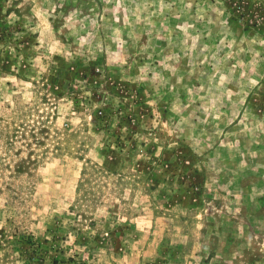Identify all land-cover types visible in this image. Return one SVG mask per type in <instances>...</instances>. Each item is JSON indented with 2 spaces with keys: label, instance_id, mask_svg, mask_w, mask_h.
<instances>
[{
  "label": "rangeland",
  "instance_id": "1",
  "mask_svg": "<svg viewBox=\"0 0 264 264\" xmlns=\"http://www.w3.org/2000/svg\"><path fill=\"white\" fill-rule=\"evenodd\" d=\"M0 15V264H264V0Z\"/></svg>",
  "mask_w": 264,
  "mask_h": 264
},
{
  "label": "trees",
  "instance_id": "2",
  "mask_svg": "<svg viewBox=\"0 0 264 264\" xmlns=\"http://www.w3.org/2000/svg\"><path fill=\"white\" fill-rule=\"evenodd\" d=\"M1 7H2V0H0V8H1ZM14 13L17 14L19 17L21 16V14H20V9L15 8ZM6 26H7V24H6L5 21L3 20V17H1V15H0V28L5 29Z\"/></svg>",
  "mask_w": 264,
  "mask_h": 264
}]
</instances>
